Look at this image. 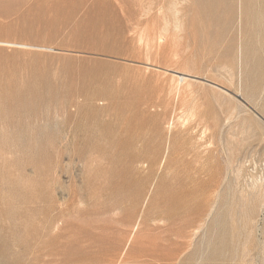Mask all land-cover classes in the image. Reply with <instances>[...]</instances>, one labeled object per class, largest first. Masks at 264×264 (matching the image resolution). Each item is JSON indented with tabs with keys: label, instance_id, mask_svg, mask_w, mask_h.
<instances>
[{
	"label": "rangeland",
	"instance_id": "obj_1",
	"mask_svg": "<svg viewBox=\"0 0 264 264\" xmlns=\"http://www.w3.org/2000/svg\"><path fill=\"white\" fill-rule=\"evenodd\" d=\"M260 6L0 0V264H264Z\"/></svg>",
	"mask_w": 264,
	"mask_h": 264
},
{
	"label": "bare ground",
	"instance_id": "obj_2",
	"mask_svg": "<svg viewBox=\"0 0 264 264\" xmlns=\"http://www.w3.org/2000/svg\"><path fill=\"white\" fill-rule=\"evenodd\" d=\"M123 1V0H122ZM177 5V4H176ZM174 7V6H173ZM172 9V8H171ZM163 10V9H162ZM161 10V11H162ZM169 10V9H168ZM152 11V10H151ZM178 11L179 10H174V12H173V14L175 15V16H178ZM259 12H257V17H256V20L258 21V22H262L263 24H264V10H263V8H262V6H260L259 7V10H258ZM160 12V11H159ZM164 12V11H163ZM146 13V12H145ZM156 13V12H155ZM163 14V13H162ZM156 15V14H155ZM164 15V14H163ZM141 17V16H140ZM158 17V16H157ZM164 18V22H165V16H163ZM162 18V17H161ZM160 18V20H162ZM139 19V18H138ZM178 20V19H177ZM168 22V21H167ZM165 25V24H164ZM168 25V24H167ZM170 26V25H169ZM177 26V25H176ZM166 25H165V27H164V29H166ZM180 27V26H179ZM162 28V27H161ZM176 28V27H175ZM168 29V28H167ZM166 29V30H167ZM165 31V30H164ZM176 32V31H175ZM160 33V32H159ZM163 40V39H162ZM164 51V50H163ZM148 64V63H147ZM149 65V64H148ZM146 67H148V66H146ZM151 67V66H150ZM155 69H158V70H160V67H154ZM162 70V69H161ZM171 75H172V78H173V82H174V80H176L177 81V86L175 87L176 89H175V91H177V93H179L180 92V90H181V87H180V85H182L184 82H188V81H191V80H197L199 77L197 76V75H193V74H191V73H188V72H181V71H179V70H171ZM215 84V83H214ZM217 84V83H216ZM212 85V84H211ZM213 86H215V87H217V88H219V89H222L221 87H219V86H217V85H213ZM222 90H224V89H222ZM163 163V162H162ZM79 174V173H78ZM254 181V180H253ZM252 182V181H251ZM251 185V184H250ZM243 187V186H242ZM251 187H252V185H251ZM235 188V187H234ZM243 188H245V187H243ZM249 189V188H248ZM253 189V190H252ZM252 189H251V191H252V193H249V194H253L255 197H258L259 196V198H258V200L259 201H262V200H264V184L263 183H261L260 181H256V182H254V184H253V187H252ZM236 193V192H235ZM241 194V193H240ZM247 195V194H246ZM63 196V195H62ZM242 196H243V194H242ZM242 196H240V198L242 197ZM251 196V195H250ZM250 196L249 197H247V198H244V200L248 203V200L250 199ZM252 197V196H251ZM61 199V198H60ZM236 200V199H235ZM238 200V199H237ZM243 200V199H242ZM242 200H241V203H242ZM254 200V199H253ZM250 201V200H249ZM251 201H252V199H251ZM244 202V201H243ZM245 202V203H246ZM246 203V205H249V203L247 204ZM257 203V202H256ZM254 204V201H252V205ZM241 205V204H240ZM244 205V204H243ZM262 205V203H260V206ZM214 206V205H213ZM259 206V207H260ZM243 207H245V206H242V208L241 209H243ZM235 208V207H234ZM246 208H248V206L246 207ZM251 208V207H250ZM262 208V207H261ZM212 209H214V208H212ZM260 209V208H259ZM248 209H246V211H247ZM252 210V209H251ZM254 210V209H253ZM252 210V211H253ZM242 211V210H241ZM243 211H244V209H243ZM248 211H250V209L248 210ZM251 212V211H250ZM228 214H229V212H227ZM211 214V213H210ZM242 214H243V212H242ZM250 214H252V213H250ZM237 215H235V217H236ZM243 216V215H242ZM247 216V215H246ZM251 216V215H250ZM232 217V216H231ZM248 218V217H247ZM252 218V217H251ZM230 219V218H229ZM238 219V218H237ZM246 219V218H245ZM244 220V219H243ZM235 222H237V221H235ZM246 222H248V221H246L245 220V222L243 221V224L244 223H246ZM253 222H254V220H253ZM237 223H239V222H237ZM250 224H252V222L250 223ZM241 226V225H240ZM237 227V226H236ZM246 229V228H245ZM232 230V229H231ZM239 230V229H238ZM240 231V230H239ZM249 233V232H248ZM232 235V234H231ZM239 235V234H238ZM236 236V235H235ZM232 237V236H231ZM233 238V237H232ZM235 238V237H234ZM243 242V241H242ZM247 243V242H246ZM235 244V243H234ZM237 244V243H236ZM242 244V243H241ZM247 253V252H246ZM198 264V263H197Z\"/></svg>",
	"mask_w": 264,
	"mask_h": 264
}]
</instances>
